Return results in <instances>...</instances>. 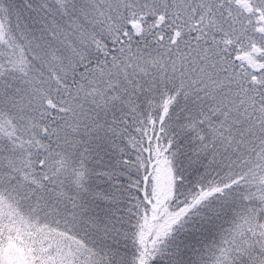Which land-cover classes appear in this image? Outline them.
Instances as JSON below:
<instances>
[{"label": "snow or ice", "instance_id": "obj_1", "mask_svg": "<svg viewBox=\"0 0 264 264\" xmlns=\"http://www.w3.org/2000/svg\"><path fill=\"white\" fill-rule=\"evenodd\" d=\"M0 264H264V0H0Z\"/></svg>", "mask_w": 264, "mask_h": 264}]
</instances>
